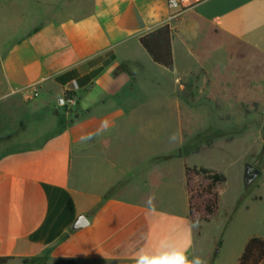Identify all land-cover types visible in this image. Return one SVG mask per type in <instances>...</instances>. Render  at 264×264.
Returning <instances> with one entry per match:
<instances>
[{"label": "crops", "instance_id": "crops-1", "mask_svg": "<svg viewBox=\"0 0 264 264\" xmlns=\"http://www.w3.org/2000/svg\"><path fill=\"white\" fill-rule=\"evenodd\" d=\"M168 15L165 0H0L4 96H18L15 105L20 106L7 112L11 140L0 153V258L8 257L7 263L43 258L47 264L63 259L164 264L167 258L168 264L181 255L187 261L201 257L198 240L205 222L196 224L189 217L185 179L176 197L175 187L156 177L150 163L144 170L112 163L114 171L96 176L101 151L113 145L102 131L122 112L93 117V104H105L133 87L138 58L159 65L139 38L164 24L173 33L170 71L176 68V34L193 50V35L205 23L216 37L238 45L242 57L248 51L264 57V0H210L174 21ZM121 64L130 73L117 72ZM30 87L38 90L34 99H27ZM97 87L98 99L83 109L91 115L83 124L65 119L60 125L53 99L41 98L46 91L66 108V93L72 92L80 108V95ZM77 153L90 165L88 189L79 188L73 176ZM80 215L89 224L75 229Z\"/></svg>", "mask_w": 264, "mask_h": 264}, {"label": "rangeland", "instance_id": "rangeland-1", "mask_svg": "<svg viewBox=\"0 0 264 264\" xmlns=\"http://www.w3.org/2000/svg\"><path fill=\"white\" fill-rule=\"evenodd\" d=\"M205 24L193 35V50L176 34L174 71L138 58L132 67L136 78L133 87H125L119 98H108L105 104H93V117H110L113 110L122 112L103 127L102 136L113 145L109 151H101L96 176L114 171L112 163L124 170H144L150 163L156 177L166 178L175 187L174 193L185 179L184 162L224 174L218 213L204 223L198 240L200 258L204 264H238L249 239L264 238V57H255L251 51L247 58L242 57L238 45L216 37ZM176 78H181L180 82ZM7 90L0 67V122L4 130L0 133V153L3 143L11 140L5 130L7 112L20 108L15 105L18 96H4ZM99 91L97 87L88 96L80 95L81 107L72 110L46 91L41 98H52L64 119L83 124L91 117L83 109L98 99ZM179 92L192 97L185 98ZM247 163L261 170L249 187L244 182ZM89 171L90 165L77 153L73 176L79 188L90 187ZM5 264L47 262L37 258Z\"/></svg>", "mask_w": 264, "mask_h": 264}, {"label": "trees", "instance_id": "trees-1", "mask_svg": "<svg viewBox=\"0 0 264 264\" xmlns=\"http://www.w3.org/2000/svg\"><path fill=\"white\" fill-rule=\"evenodd\" d=\"M172 38L173 33L170 25L164 24L141 36L139 41L155 63L172 70L174 67ZM101 70L102 67L87 76L86 80H91ZM116 71L130 73L126 64L119 65ZM67 94L71 93L67 92ZM179 95L185 98L192 97V94L187 95L180 92ZM66 113L68 114L69 112L66 111ZM56 114L59 124L64 125L65 119L63 115L58 112ZM184 172L190 219L196 224L211 221L218 213L220 192L223 190L226 176L209 168L190 166L187 162H184ZM8 259V257H1L0 264H5ZM32 260L33 258H27L23 260V263ZM53 264H75V261L73 259H63ZM238 264H264V238L252 237L249 239Z\"/></svg>", "mask_w": 264, "mask_h": 264}, {"label": "built area", "instance_id": "built-area-1", "mask_svg": "<svg viewBox=\"0 0 264 264\" xmlns=\"http://www.w3.org/2000/svg\"><path fill=\"white\" fill-rule=\"evenodd\" d=\"M168 9V21H174L178 19L182 14L194 10L202 4L210 0H165ZM27 91V99H34L38 96V90L36 87H30L25 89ZM66 106L69 110H72L77 105L76 96L71 95L66 100Z\"/></svg>", "mask_w": 264, "mask_h": 264}, {"label": "water", "instance_id": "water-1", "mask_svg": "<svg viewBox=\"0 0 264 264\" xmlns=\"http://www.w3.org/2000/svg\"><path fill=\"white\" fill-rule=\"evenodd\" d=\"M64 101L62 100L61 103ZM261 175V170L257 168L255 165L247 163L245 165L244 172V182L245 186L249 187L259 176ZM89 224L85 215H80L74 224L75 229L83 228Z\"/></svg>", "mask_w": 264, "mask_h": 264}, {"label": "clouds", "instance_id": "clouds-1", "mask_svg": "<svg viewBox=\"0 0 264 264\" xmlns=\"http://www.w3.org/2000/svg\"><path fill=\"white\" fill-rule=\"evenodd\" d=\"M168 264H203L199 257L194 258L192 261H187L182 255L178 261L168 262Z\"/></svg>", "mask_w": 264, "mask_h": 264}, {"label": "snow or ice", "instance_id": "snow-or-ice-1", "mask_svg": "<svg viewBox=\"0 0 264 264\" xmlns=\"http://www.w3.org/2000/svg\"><path fill=\"white\" fill-rule=\"evenodd\" d=\"M149 264H162L161 261H150ZM164 264H167V258H164Z\"/></svg>", "mask_w": 264, "mask_h": 264}]
</instances>
